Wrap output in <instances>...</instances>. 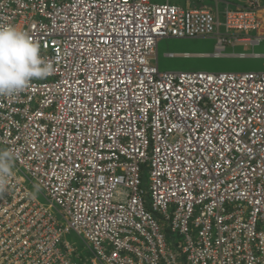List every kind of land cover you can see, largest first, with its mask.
<instances>
[{
    "label": "built area",
    "instance_id": "2783aa9c",
    "mask_svg": "<svg viewBox=\"0 0 264 264\" xmlns=\"http://www.w3.org/2000/svg\"><path fill=\"white\" fill-rule=\"evenodd\" d=\"M8 24L54 71L0 97V264H264V72L157 65L163 40L258 47L264 0H0Z\"/></svg>",
    "mask_w": 264,
    "mask_h": 264
},
{
    "label": "clouds",
    "instance_id": "9594fccd",
    "mask_svg": "<svg viewBox=\"0 0 264 264\" xmlns=\"http://www.w3.org/2000/svg\"><path fill=\"white\" fill-rule=\"evenodd\" d=\"M53 65L41 55V47L22 29L0 25V97L23 92L33 80L46 79ZM10 151L0 150V193L6 191L13 174Z\"/></svg>",
    "mask_w": 264,
    "mask_h": 264
},
{
    "label": "rangeland",
    "instance_id": "374dc122",
    "mask_svg": "<svg viewBox=\"0 0 264 264\" xmlns=\"http://www.w3.org/2000/svg\"><path fill=\"white\" fill-rule=\"evenodd\" d=\"M243 0H189L193 5V8L206 7L208 9L214 8L218 3L224 5V2L231 3L234 6L242 4ZM157 2V1H156ZM160 2V1H159ZM157 2V3H159ZM162 2V1H161ZM170 3L176 5H184L186 0H170ZM212 43L205 40H165L161 42L158 47V64L159 71L162 69H173V70H184L188 72L204 71L207 73H219V72H264V60H251L248 59L238 60L235 58L228 59H213V58H190L188 60L176 59H165L164 54L166 52L171 53H195V52H212ZM242 51V50H239ZM244 52V51H243ZM253 52L264 53V41L256 48ZM251 52V54L253 53ZM250 53V52H248ZM147 170L145 169L143 178L147 179ZM41 203H45L43 198L37 196ZM64 240L70 243L82 256H89L88 251L85 249L81 241L73 234L65 236ZM62 248V247H61Z\"/></svg>",
    "mask_w": 264,
    "mask_h": 264
},
{
    "label": "crops",
    "instance_id": "0c3cea01",
    "mask_svg": "<svg viewBox=\"0 0 264 264\" xmlns=\"http://www.w3.org/2000/svg\"><path fill=\"white\" fill-rule=\"evenodd\" d=\"M153 2H155V3H157V2H159V3H157V4H163V3H166V2H169L170 3V0H152ZM157 1V2H156ZM162 1V2H161ZM197 1H202V0H197ZM245 2V0H243L242 1V4ZM225 3H227V2H224V5H225ZM171 4H173V3H171ZM228 4H230L231 6H233V4H231V3H228ZM176 5V4H175ZM186 5H188V6H190V7H193V5L194 4H191L190 2H189V0H186V3L184 4V5H181V6H186ZM224 5H221V8H223L224 7ZM180 6V5H179ZM218 7L220 6V4L218 3V5H217ZM198 7H200V6H198ZM197 7V8H198ZM204 8H206V7H204ZM220 8V7H219ZM195 40H205V41H209V42H211L212 43V52H195V53H192V54H190V53H187V52H180V53H171V52H166L165 54H164V58L165 59H176V58H179V59H182V60H188V59H190V58H198V59H201V58H213L212 57V54H213V52H214V47H215V41L214 40H212V39H195ZM165 40H163V41H160L159 42V44H161V42H164ZM169 41V40H168ZM159 44H158V47H159ZM259 47V46H258ZM258 47H254V48H251V47H247V48H245L244 46H242V45H236V46H232V47H227L226 48V50H225V53L224 54H226V56H224V57H221V58H213V59H228V58H235V59H238V60H243V59H248L249 58V56H245V57H243V58H240V57H238V54H244V53H246V54H248L249 55V53L248 52H253L256 48H258ZM239 50H242V51H239ZM244 51V52H243ZM169 55H172V57H170ZM251 58V60H264V59H258V58H253V57H250ZM157 65H158V68H159V64H158V48H157ZM163 71H169V72H177V71H184V70H173V69H162Z\"/></svg>",
    "mask_w": 264,
    "mask_h": 264
}]
</instances>
